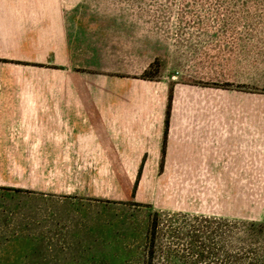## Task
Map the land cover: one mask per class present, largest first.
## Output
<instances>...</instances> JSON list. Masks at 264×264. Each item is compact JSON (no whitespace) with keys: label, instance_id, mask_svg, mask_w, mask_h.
<instances>
[{"label":"rangeland","instance_id":"obj_1","mask_svg":"<svg viewBox=\"0 0 264 264\" xmlns=\"http://www.w3.org/2000/svg\"><path fill=\"white\" fill-rule=\"evenodd\" d=\"M96 6L93 45L104 87L113 77L166 79L165 107L186 109L183 122L210 126V136L240 135L246 156L210 164V178L169 181L186 208L174 212L145 202L149 191L158 200L162 183L152 176L144 188L142 165L128 195L100 200L36 194L11 167L12 179H0V264H264V0ZM21 7L0 0V92L47 90L40 74L47 62H54V90H64L62 37L48 55L53 37L18 18Z\"/></svg>","mask_w":264,"mask_h":264},{"label":"crops","instance_id":"obj_2","mask_svg":"<svg viewBox=\"0 0 264 264\" xmlns=\"http://www.w3.org/2000/svg\"><path fill=\"white\" fill-rule=\"evenodd\" d=\"M97 4L21 0L18 18L36 21L35 33L53 37L48 55L54 53V37H62L65 87L54 90V62L51 68L47 62L40 73L47 90L0 92V179H12L7 170L13 167L14 179H29L36 194L117 199L130 193L142 165L144 188L152 176L164 184L158 200L149 191L145 202L159 211H184V200L166 184L210 178V164L236 163L232 159L245 157L246 146L237 144L240 135L210 136V126L183 122L186 109H166V79L113 77L110 88L104 87L93 45L99 35ZM83 36L92 43L85 50ZM144 70L126 74L138 76Z\"/></svg>","mask_w":264,"mask_h":264},{"label":"trees","instance_id":"obj_3","mask_svg":"<svg viewBox=\"0 0 264 264\" xmlns=\"http://www.w3.org/2000/svg\"><path fill=\"white\" fill-rule=\"evenodd\" d=\"M168 99H170V96H168ZM166 109H169V106L166 107ZM159 168H161V164H159ZM159 219V213L154 212L152 214V219L151 222L149 224V235H150V244H148L149 246H152V238L153 235L155 234V229H156V225H157V220ZM252 226V225H251ZM229 227V226H228ZM228 229V228H227ZM224 236V235H223Z\"/></svg>","mask_w":264,"mask_h":264}]
</instances>
